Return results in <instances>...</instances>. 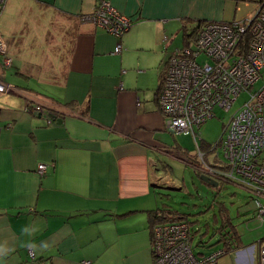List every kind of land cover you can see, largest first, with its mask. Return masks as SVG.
Wrapping results in <instances>:
<instances>
[{
  "label": "crops",
  "instance_id": "0c3cea01",
  "mask_svg": "<svg viewBox=\"0 0 264 264\" xmlns=\"http://www.w3.org/2000/svg\"><path fill=\"white\" fill-rule=\"evenodd\" d=\"M107 1L133 21L121 37L81 19L97 0H6L0 14L23 79L0 94V264H154L153 226L177 220L150 216L168 209L153 189L155 160L171 147L157 105L167 58L204 22L240 19L258 0ZM228 224L236 243L219 238L213 252L223 253L209 264H258L256 208L246 234Z\"/></svg>",
  "mask_w": 264,
  "mask_h": 264
},
{
  "label": "built area",
  "instance_id": "2783aa9c",
  "mask_svg": "<svg viewBox=\"0 0 264 264\" xmlns=\"http://www.w3.org/2000/svg\"><path fill=\"white\" fill-rule=\"evenodd\" d=\"M5 2L0 0V14ZM81 19L115 37H121L133 24L107 0H97L93 10ZM191 42L175 50L165 64L157 94L165 128L176 134H191L197 143L196 129L213 116L214 108L228 110L240 93H247L217 143L223 159L214 166L200 153V162L193 164L198 173L205 172L217 181L235 180L246 188L255 199L257 217L264 226V0H258L246 17L204 22ZM119 50L117 45L114 51ZM6 51L0 33V63L4 67L11 64ZM258 81L261 83L255 88ZM12 90V85L0 81V94ZM24 109L53 121L41 104L27 101ZM45 168V163L37 164L39 174ZM191 238L184 220L156 223L152 228L154 264H209L223 253L219 250L199 258L192 252ZM29 253L33 256L32 251ZM257 260L264 264V241L258 245Z\"/></svg>",
  "mask_w": 264,
  "mask_h": 264
},
{
  "label": "rangeland",
  "instance_id": "374dc122",
  "mask_svg": "<svg viewBox=\"0 0 264 264\" xmlns=\"http://www.w3.org/2000/svg\"><path fill=\"white\" fill-rule=\"evenodd\" d=\"M0 25L3 27L6 22L0 21ZM197 30L198 28L194 30V35ZM3 36L8 38L11 34L4 33ZM18 49L22 51L23 56L30 55L23 46H18ZM17 54V47H14V44L7 48L8 57L15 59ZM36 54L39 55V53ZM0 81L12 84L23 83V79L16 75L15 65L4 67L1 63ZM35 81L30 80L29 85L42 86ZM260 83L261 81L256 82L254 87L257 88ZM246 99L247 93L242 92L228 110L215 107L213 116L196 129L197 143L191 134L165 132L164 141L171 147L168 152L159 155L157 161L155 160L156 173L162 178L158 186L153 187L157 193V204L184 214V220L189 223L194 236L192 249L199 256L208 255L219 248V238L221 233L229 228L228 221L242 234H246L247 230L253 226L245 227V223L253 217L256 208L255 199L246 188L237 182H234L237 185L221 183L219 187L209 186L199 178V171L194 168V164L200 162L198 144L205 153L201 154L203 160L217 165L223 159L222 148L217 143L231 115L241 107ZM208 145H216V147L213 151H209ZM216 153L218 155L215 157ZM178 156L183 158L180 159ZM201 174L207 175L205 172ZM207 176L210 177V175ZM166 179L170 181L165 182ZM215 180L217 181L216 178ZM223 181L231 182L229 179ZM223 212L226 213L228 220L223 219ZM261 231L263 229L259 232Z\"/></svg>",
  "mask_w": 264,
  "mask_h": 264
},
{
  "label": "trees",
  "instance_id": "16d2710c",
  "mask_svg": "<svg viewBox=\"0 0 264 264\" xmlns=\"http://www.w3.org/2000/svg\"><path fill=\"white\" fill-rule=\"evenodd\" d=\"M194 36V34H193ZM192 36V37H193ZM187 44V43H186ZM157 210L160 211V213H156ZM157 210H152L151 211V221L153 220H161V218L164 216L162 215V212H165L167 214L168 217H170L172 215V218H176L178 220H184V214L183 213H179L178 211L174 210V209H162L161 207L160 208H157ZM187 222V221H186ZM190 226V225H189ZM191 230V228H189ZM227 235V236H226ZM229 236V237H228ZM237 238L236 235L234 233H229L225 230L224 233H221L220 235V240L221 241H224L226 245H229V248H232V246L236 243V239L232 240L233 238Z\"/></svg>",
  "mask_w": 264,
  "mask_h": 264
},
{
  "label": "water",
  "instance_id": "95a60500",
  "mask_svg": "<svg viewBox=\"0 0 264 264\" xmlns=\"http://www.w3.org/2000/svg\"><path fill=\"white\" fill-rule=\"evenodd\" d=\"M52 116H53V113H50ZM54 117V116H53ZM199 178L204 181L205 183H207L208 185H211L212 187H217L218 186V182L207 176V175H204V174H200Z\"/></svg>",
  "mask_w": 264,
  "mask_h": 264
}]
</instances>
